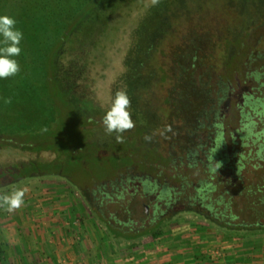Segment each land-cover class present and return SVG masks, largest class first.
<instances>
[{
    "label": "rangeland",
    "instance_id": "1",
    "mask_svg": "<svg viewBox=\"0 0 264 264\" xmlns=\"http://www.w3.org/2000/svg\"><path fill=\"white\" fill-rule=\"evenodd\" d=\"M60 1L65 4L66 0H32L29 5L24 0L22 5L26 6L25 9L31 8L34 15L36 10L44 9L47 12L48 18L41 22L47 29H36L25 39L26 41H21L22 52L16 57L21 71L5 79L7 89L2 95L10 99L14 93L18 98L17 101L35 107V111L38 112L35 114H40L47 123L53 122L52 125L56 122L54 119H57L58 113L56 112V118L51 117L54 102L49 95L45 72L49 49L55 45L58 32L61 35L64 30L66 31V26L61 23L64 19L59 23L58 11L51 13L57 7L50 5ZM88 1L72 0L73 5L70 6L76 8L75 6H81ZM160 1L167 4L162 12L153 17L155 23L152 25L156 28L142 26L145 24L144 11L151 6L153 0H106V4L97 7L102 11L108 8V12H104L105 16H109L106 18L104 28L98 23L95 27L88 26L85 33L87 37H83L80 31L74 34L73 31H69L67 36L69 38L71 36L72 41L70 43L66 41L61 45L63 47L60 46L51 79L70 98L74 110L71 109L73 116L68 120L75 126V135L81 140L83 147L81 151L91 150L93 155L85 156L83 164H80L82 167L79 173H71L66 167L55 173L42 172L27 178H18L14 180L15 182L2 185L0 195L10 194L16 189H26V196L28 190L56 189L62 185L75 190L80 189L78 190L80 199L86 205L84 208L86 218L96 221L98 231L102 230L103 234L106 232L108 236L113 237V233L91 208L87 201V193L85 194L86 188L91 192L97 186H101L104 190L110 191L113 186L112 177L104 180L92 177L97 170L90 165L97 159L95 156L103 158V153H107L106 156L104 155V160L108 161L112 153L115 154L120 149H130L136 152L135 156L144 157L153 164L160 163L158 161L168 157L177 159L189 147L186 136L193 131L195 125L199 124L200 119L205 120L210 114V121H205L207 125L224 121L222 115L225 106L220 100L225 86L233 82L231 77L235 67H238L241 63L240 59L242 60L241 51L238 56V44L247 45L248 51H253L254 56L264 54V0ZM61 9L64 14L69 15L65 12L64 5ZM65 20L67 21V18ZM140 28H143L144 35L149 34V37L141 41L137 49L135 34ZM245 45L241 47L242 50ZM129 60L137 65L134 82L131 78L133 67L130 66ZM250 63L251 73L258 69L263 61L258 59ZM15 86H20V89L16 91L13 88ZM118 90L127 91L135 122V127L123 134V143L116 142L115 133L107 134L102 123L104 112ZM58 105L60 106L59 103ZM63 110L64 116L69 118L67 109ZM48 112L49 114H46ZM83 112L87 114L84 115ZM11 113L12 110L5 105L0 106V114L8 117L3 120V124L14 120ZM34 117L30 115L25 118ZM26 121L28 122L27 119ZM9 125L10 123L5 124L6 128ZM42 125H45L44 122ZM7 130L9 131L8 128ZM210 130L214 132V126ZM210 130L200 129L195 134L200 136L199 140L205 142ZM214 139L215 133L212 137V140ZM81 151L79 154L74 152L75 157H79ZM68 159L74 160V156L68 157L61 149H39L26 145L23 147L13 142L0 145V167L11 165L23 167L31 162L52 160L64 163ZM85 159L87 161H84ZM156 164L150 172L139 166L125 168L122 171L125 175L137 177L136 184H139L138 178L141 177H151V181L157 183L156 191L150 193L147 199L142 198L143 207L132 216L136 220L134 225L140 226L142 217L147 221L159 218L158 213L161 214V210L168 209L167 217L162 220L163 233L158 237L164 234L168 236L172 229L182 224L189 223L192 227H196L200 222L209 229L210 237L219 238L220 244L215 251L218 255L219 249L224 246V241L230 237H226L225 231L215 227L202 215L188 210L183 201L177 200L166 204V198L162 195L165 194L163 186L176 185V183L174 178H169L174 176L173 171L158 177ZM84 169L93 171L90 172L92 176L91 174V177L85 176ZM48 178L51 181L47 182ZM198 178L194 179V183H197ZM20 208L13 212L0 209V264H30L33 254L36 255V261L40 260L39 256H47V252L41 250L44 243H41L43 240L41 232H37L40 228L37 226L38 222L36 221L32 229L36 232L30 231V227L25 224L30 213L28 212L27 216L25 207ZM97 237V240L100 237L102 241L104 239L99 233ZM144 237L147 238L131 243L137 249L141 248L142 254L152 251L160 243L157 241L158 237L153 238L150 235ZM231 238L237 239L234 240L235 247L238 240H240L239 248L248 244L254 246V256H259L258 251L264 248V233L256 235L246 233ZM43 246L48 251L50 247L56 249L57 244L50 242ZM229 248L231 247L227 249L230 250ZM99 249L103 255L109 251L103 244ZM54 262L56 261H52L51 264H57Z\"/></svg>",
    "mask_w": 264,
    "mask_h": 264
},
{
    "label": "trees",
    "instance_id": "2",
    "mask_svg": "<svg viewBox=\"0 0 264 264\" xmlns=\"http://www.w3.org/2000/svg\"><path fill=\"white\" fill-rule=\"evenodd\" d=\"M105 1L89 0L81 6H75L76 8L70 6V4L73 5L72 0H66L65 4L60 1L50 5V7H57L51 13L58 11L59 23L64 19L61 23L66 26L64 33L60 35L58 32L55 45L53 44L54 46L49 49V54L46 57L45 73H47L48 78L46 83L56 108L53 107L51 117L56 118V112L58 113L53 125L51 121L47 123L40 114V116L36 115L35 113L38 112L35 111V107L27 105L26 102L17 101L18 98L14 93L10 102L5 103L6 97L2 95L6 92L7 82L5 79L0 80V99L2 101L0 106L5 105L11 109L13 113H11V117L14 119L12 122L5 123L7 125L10 123L7 127L8 131L3 124V120L8 119V117L0 114V145L13 142L23 147L26 145L39 149H61L68 157L74 156V160L68 159L64 163H57L52 160L31 162L23 167L15 165L0 167V187L5 183L15 182L14 180L18 178H27L42 172L55 173L66 167L71 173H79L82 167L80 164L85 156L93 155L91 150L81 151L83 148L81 140L75 135V126L71 125L72 123L68 120L72 118V110H74L70 98L61 91L56 85L57 83L53 82L51 78H53L52 74L56 67V57L63 47L61 45L66 41L69 43L72 41V37L67 36L69 31H73V34L80 31L83 37H87L85 33L88 26L93 25L95 27L98 23L102 24L104 28L106 18H109L108 15L105 16L104 12H108V8L102 11L98 10L97 7H100ZM23 2L24 0H2L0 4V13H7L16 17L17 26L24 33L22 41L30 37L32 31L34 32L36 29H47V27L42 26L41 22L48 18L44 9L36 10L37 13L35 12L36 15H34L31 8L25 9L26 6L22 5ZM26 2L29 5L32 0H26ZM165 4L167 3L158 0L144 11L143 20L145 24H142L143 28L155 27L152 25L155 23L153 17L162 12ZM63 5L65 12L69 13L68 16L61 9ZM143 28L137 29L135 34L137 36L135 38L137 49L141 41L149 37V34L144 35ZM238 45V56H240L239 52L241 51L242 60L240 59V65L235 67L231 77L233 82L225 86L220 100L225 106V112L222 115L224 121L207 125L206 122L210 121V114L205 120L200 119L199 124L195 125L192 128L193 131L186 136L190 145L183 154L177 159L168 157L158 161L160 163L154 162L157 163L158 177L173 171L174 176L169 178H174L176 185L167 184L169 186H163L165 194L162 195L166 198V204L177 200L183 201L188 210L202 215L215 227L225 231L226 237L243 236L246 233L254 235L264 233V137L257 139L255 134H249L245 130L247 126L254 133L264 132V75H261L259 79L252 75L256 72L264 73V54L254 56L253 51H248L247 45L244 43ZM244 45L245 48L242 50L241 47ZM21 47L23 48V45ZM133 48L135 49L134 46ZM258 59H261L263 63H260L258 69L250 73V62ZM129 63L133 67L131 68L133 74L131 78L134 82L137 65L131 60ZM13 88L18 91L20 86ZM63 109H67L66 113L69 118L64 116ZM83 113L84 115L87 114V112ZM30 115L35 117L25 118ZM43 122L44 126L42 125ZM213 126L214 132L210 130ZM204 128L210 130L205 142L202 139L199 140L200 136L195 134ZM213 133H215L214 140H212ZM217 147L219 148L217 149ZM80 151V156L75 157L76 153L74 152L79 154ZM135 153L130 149H120L115 154H109L110 159L108 161L104 160V155L106 156L107 153H103V158L95 156L97 159L90 163L92 168L97 169L94 171L95 176L91 174L93 171L90 173L84 169L85 176L91 174L97 180L111 179L112 177L113 186L110 191L104 190V187L101 186H97L91 192L86 188L85 193H87V201L91 208L106 224L109 231L113 233V237L134 239L150 235L156 238L163 233L164 224L162 220L167 217L168 209L160 211L163 216L158 221V218L147 221L146 218L142 217L140 218L141 225H134L136 220L132 216L138 212L140 207H143L142 198L147 199L150 193L156 191L157 187V183L151 181V177L138 178L139 184H136L137 177L122 173L125 168L135 166L144 168L149 172L151 168H154L155 164L144 157L135 156ZM217 161L221 162V167L218 170H216ZM196 177L200 178H198L197 183H194Z\"/></svg>",
    "mask_w": 264,
    "mask_h": 264
},
{
    "label": "crops",
    "instance_id": "3",
    "mask_svg": "<svg viewBox=\"0 0 264 264\" xmlns=\"http://www.w3.org/2000/svg\"><path fill=\"white\" fill-rule=\"evenodd\" d=\"M24 201L25 214L30 213L26 226L36 232L32 229L37 221L40 227L37 232L43 237L41 243L57 244L56 249L50 247L48 251L42 244L41 250H45L47 256H39L40 260L36 261L33 254L30 264H51L54 260L57 264H264V248L258 251L259 256H254V246L248 244L239 248L238 240L235 247L234 240L237 239L231 237L224 241L216 255L219 238L210 237L209 229L200 222L196 227L189 223L175 227L168 236L164 234L157 238L160 243L156 248L142 254V249L131 243L147 237L126 239L98 231L96 221L86 218V205L78 190L64 185L56 189L28 190ZM98 233L104 236L103 241L101 237L97 240ZM102 244L109 249L105 255L100 253ZM224 247L226 250L223 251Z\"/></svg>",
    "mask_w": 264,
    "mask_h": 264
},
{
    "label": "clouds",
    "instance_id": "4",
    "mask_svg": "<svg viewBox=\"0 0 264 264\" xmlns=\"http://www.w3.org/2000/svg\"><path fill=\"white\" fill-rule=\"evenodd\" d=\"M153 2L155 3L156 0H153ZM17 25L18 21L15 16L0 13V80L13 77L21 71V66L16 57L20 56L22 52L21 41L24 38V33ZM252 75L256 79H259L264 73L256 72ZM4 102L9 103L10 99L6 98ZM130 109L131 101L127 91L118 90L111 99L102 117L105 132L110 135L115 133L117 143H123V134L127 130L135 127ZM245 130L249 134H255L257 139L264 137V132L254 133L247 126ZM217 162L216 170L221 167V162ZM25 191L26 189H16L10 194L0 195V209L8 212L19 209L25 202Z\"/></svg>",
    "mask_w": 264,
    "mask_h": 264
},
{
    "label": "flooded vegetation",
    "instance_id": "5",
    "mask_svg": "<svg viewBox=\"0 0 264 264\" xmlns=\"http://www.w3.org/2000/svg\"><path fill=\"white\" fill-rule=\"evenodd\" d=\"M78 190H80V189H78ZM85 194H86V193H85ZM85 196H86V195H85ZM154 212H155V211H154ZM146 213H147V212H146ZM158 215H159V218H161V217L163 216V214H159V213H158ZM159 218H158V219H159Z\"/></svg>",
    "mask_w": 264,
    "mask_h": 264
}]
</instances>
